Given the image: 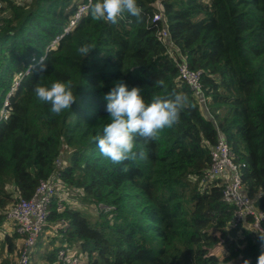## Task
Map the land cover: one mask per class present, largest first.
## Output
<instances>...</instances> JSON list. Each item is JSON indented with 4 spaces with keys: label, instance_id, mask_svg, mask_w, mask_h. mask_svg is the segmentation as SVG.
Instances as JSON below:
<instances>
[{
    "label": "trees",
    "instance_id": "16d2710c",
    "mask_svg": "<svg viewBox=\"0 0 264 264\" xmlns=\"http://www.w3.org/2000/svg\"><path fill=\"white\" fill-rule=\"evenodd\" d=\"M85 1L9 3V16L0 17V110L21 77L9 97L8 118L0 117V225L15 197H31L57 169L65 145L64 182L80 188L84 200L109 208L100 207L91 220L80 208L57 211L53 200L49 220L68 221L60 240L77 245L86 264H222L214 252L222 244L239 264H257L263 242L243 228L233 246L238 231L228 228L232 208L222 201L220 185L202 189L199 177L222 135L240 164L245 193L264 207V0H137L143 20L125 14L116 25L94 20L89 4L49 48ZM156 3L173 48L202 72L206 109L158 38L163 25L152 22ZM85 43L94 49L83 58L77 49ZM56 81H71L77 101L52 115L33 89ZM120 82L129 90L139 87L146 103L182 93L189 106L156 140L136 139L134 150L143 149L146 159L113 164L93 137L110 122L104 96ZM14 238L4 239L9 252ZM57 250L45 255L48 262Z\"/></svg>",
    "mask_w": 264,
    "mask_h": 264
},
{
    "label": "built area",
    "instance_id": "2783aa9c",
    "mask_svg": "<svg viewBox=\"0 0 264 264\" xmlns=\"http://www.w3.org/2000/svg\"><path fill=\"white\" fill-rule=\"evenodd\" d=\"M19 1L0 0V7L7 2L19 5L23 4L22 1ZM89 4V0H86L77 6L76 11L70 16L69 22L64 27L62 34L56 36L50 42L49 48H54L61 36L73 29L77 21L87 11ZM156 7L157 12L153 15L152 22L161 21L163 25L158 35L160 42L166 48L168 55L173 58L181 79L203 98L204 93L200 83L202 72L190 69L186 58L182 54L177 53V48H173L165 14L159 3H156ZM20 78V76L15 77L13 86L4 100L0 110L1 120H6L9 116V97L14 92ZM202 104L205 107V102ZM63 149H68V147L63 145L59 155L55 159L57 169L47 179H42L38 182L31 197L17 198L14 196L16 194L14 185L9 189L14 194L15 200L9 203L2 211L4 221L0 225V230L3 231L4 238L1 237L0 240H3L5 243L4 239L6 236L16 235V240H14L15 249L13 251L15 256L14 264H30L32 252L40 238L48 246V241L53 237H59V240L63 237L64 230L68 227V221L65 218L54 221L49 220L53 200H55L57 211L61 212L66 207L77 208L71 204H76L73 196L75 192L80 194L81 189L65 183L59 171V169L65 166ZM209 158L207 168L199 177V185L202 189H205L210 184L221 186L222 201L232 208V216L228 223V228L237 229L239 234H242V229L246 228L253 235L259 236L260 232H264V226L262 225L264 207H261L255 199L245 193L241 180L240 164L234 160L232 150L222 135L210 147ZM95 206L107 208L100 203ZM108 218L110 219V216ZM15 241L17 242L15 243ZM263 245L264 242L262 243ZM6 247V244H4L5 252L11 255L12 252H9ZM82 254L77 245H69L66 241H63L56 252V259L45 264H82L80 259Z\"/></svg>",
    "mask_w": 264,
    "mask_h": 264
},
{
    "label": "clouds",
    "instance_id": "9594fccd",
    "mask_svg": "<svg viewBox=\"0 0 264 264\" xmlns=\"http://www.w3.org/2000/svg\"><path fill=\"white\" fill-rule=\"evenodd\" d=\"M89 3L90 15L96 21L116 25L125 14L135 17L137 23L143 20L142 9L137 0H89ZM93 49V45L85 43L77 52L84 58ZM155 83L164 85L163 80ZM33 91L40 102L51 106L52 115H59L71 109L77 101L71 81H56L50 87L37 84ZM141 91L139 87L129 90L126 84L120 82L104 96L110 122L103 127L101 133L93 137V141L100 154L113 164L146 159L143 149L134 150L136 139L141 138L146 142L156 140L161 131L172 128L179 122L181 111L189 106L186 94L157 96L151 103H146ZM124 171H127V168ZM259 239L264 242V232H260ZM243 264L250 262L244 260ZM257 264H264V252L259 255Z\"/></svg>",
    "mask_w": 264,
    "mask_h": 264
},
{
    "label": "rangeland",
    "instance_id": "374dc122",
    "mask_svg": "<svg viewBox=\"0 0 264 264\" xmlns=\"http://www.w3.org/2000/svg\"><path fill=\"white\" fill-rule=\"evenodd\" d=\"M20 1H22V3H23V4H20L22 6H25L26 3L33 4V0H20ZM9 3H11V2H7L2 7H0V17H3V16L8 17L9 16L7 10H5V8L7 7V5ZM16 5H19V4H16ZM1 9H3V10H1ZM195 94H196L195 95L196 99L200 103H203L204 102V96L202 98L200 96V94H198V93H195ZM74 187L77 188L76 186H74ZM77 194L78 193L75 192V195L73 196L74 202H76V204L72 203L71 205H73L77 208H80L87 215V217L89 219H91V220L98 219V217L100 215L99 206H95V204L90 203L86 198L84 200L85 195H84L82 190H81L80 194H78V195ZM66 204H68V203H66ZM1 237L4 238V234H3L2 230H0V238ZM239 237H242V234L237 233V236L234 237L233 246L237 243H240ZM57 238H59V237H57ZM14 240H16V238H14ZM16 242L17 241H15V243ZM62 242H63L62 240H56V238H53V239L48 241V246H47L46 244H44V240L42 238H40L38 243L34 247L33 252H32L30 264L48 263L47 259L45 258V255L47 253L51 252L55 247L59 248V246ZM4 244H5L4 241L0 240V264H14V257H15L14 252H12L11 255H8L5 252ZM49 245L50 246L52 245V247H50ZM259 249H260V251H259L260 254H261V252H264V245L261 246ZM214 252L220 257L222 264H239L240 263L239 257L238 256L234 257L233 254H231V252H230V247H227L224 244L215 248ZM80 259H81L82 264H86L87 257L84 254H82L80 256Z\"/></svg>",
    "mask_w": 264,
    "mask_h": 264
},
{
    "label": "crops",
    "instance_id": "0c3cea01",
    "mask_svg": "<svg viewBox=\"0 0 264 264\" xmlns=\"http://www.w3.org/2000/svg\"><path fill=\"white\" fill-rule=\"evenodd\" d=\"M11 186H13V183H11V184H9V186H7L8 188H10ZM2 225V224H1ZM10 232V231H9ZM11 233V232H10ZM12 234V233H11ZM53 238H56V240H59V238H57V237H53ZM52 238V239H53ZM13 243H14V240H13ZM50 247H52V246H50Z\"/></svg>",
    "mask_w": 264,
    "mask_h": 264
}]
</instances>
